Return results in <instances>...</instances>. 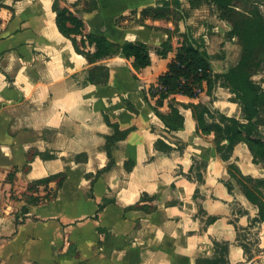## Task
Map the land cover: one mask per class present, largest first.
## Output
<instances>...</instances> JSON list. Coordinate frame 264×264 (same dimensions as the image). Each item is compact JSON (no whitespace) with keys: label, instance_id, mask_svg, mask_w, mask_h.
I'll return each mask as SVG.
<instances>
[{"label":"crops","instance_id":"crops-1","mask_svg":"<svg viewBox=\"0 0 264 264\" xmlns=\"http://www.w3.org/2000/svg\"><path fill=\"white\" fill-rule=\"evenodd\" d=\"M54 1L0 0V264H264V221L253 222L259 209L228 171L234 164L264 179V165L243 143L223 161L189 108L242 121L234 95L219 86L207 93L205 83L196 97L175 95L184 122L168 131L149 94L184 36L203 46L214 73L238 63L241 48L216 8L61 2L84 36L146 44L151 63L137 72L121 53L94 63L76 53L56 27ZM95 67L107 70L106 83L89 82Z\"/></svg>","mask_w":264,"mask_h":264},{"label":"trees","instance_id":"trees-1","mask_svg":"<svg viewBox=\"0 0 264 264\" xmlns=\"http://www.w3.org/2000/svg\"><path fill=\"white\" fill-rule=\"evenodd\" d=\"M62 1L55 0L52 4L56 27L62 36L71 41L75 52L82 55L88 63L121 53L127 59H133V68L137 72L150 65L149 48L146 44L126 42L119 46L104 37L93 34L84 36L82 21L69 9L62 7ZM171 3L180 5L178 0L162 1L164 7ZM189 3L192 8H197L203 3L216 8L218 18L229 27V38H235L241 48L240 59L234 67L222 73H214L203 46L184 36L175 58L168 64L167 72L158 78L157 86L149 89L150 96L157 98L153 110L168 131H178L183 127L184 118L180 113L179 103L173 97L178 94L197 96L193 87L181 84L182 79H192L195 87L205 83L207 93H211L216 86L226 88L234 95L233 100L241 109L242 121L217 110H210L202 104H192L189 108L196 121L197 132L202 135L214 134V145L223 161L230 159L235 145L243 143L249 148L253 162L264 165V135L261 130L264 128V90L253 81L255 75H262L264 80V0H189ZM240 5L247 9H241ZM95 7L96 1H93L88 10ZM78 36L81 37V46L77 40ZM86 43L94 45L93 53L82 49ZM170 50L168 39L156 52L165 57ZM89 74V82H107L108 73L103 67H95ZM159 86L163 90H158ZM167 98H171L170 112L163 114L158 108ZM111 139L108 138L109 141ZM157 146L168 152L171 150L160 140ZM228 171L242 186L245 197L259 209L258 217L253 222H263L264 198L260 188L264 189V179L242 176L234 164L228 166ZM52 178L56 177L38 181L37 184H46ZM227 187L230 190L229 184Z\"/></svg>","mask_w":264,"mask_h":264},{"label":"rangeland","instance_id":"rangeland-1","mask_svg":"<svg viewBox=\"0 0 264 264\" xmlns=\"http://www.w3.org/2000/svg\"><path fill=\"white\" fill-rule=\"evenodd\" d=\"M60 4H61V3H60ZM240 8L243 9V10H246V9H247L244 5H240ZM228 65H231V63L228 64ZM253 81H255V82H256L259 86H261V88L264 90V80H263V76H262V75H255V76L253 77ZM199 88H200L201 91H204L203 84H202ZM201 91H200V92H201ZM197 94H198V93H197ZM239 119H241V117H239ZM263 129H264V128H261L262 133H263ZM51 194H52V192H50V191H46L44 197H47L48 195H51Z\"/></svg>","mask_w":264,"mask_h":264},{"label":"built area","instance_id":"built-area-1","mask_svg":"<svg viewBox=\"0 0 264 264\" xmlns=\"http://www.w3.org/2000/svg\"><path fill=\"white\" fill-rule=\"evenodd\" d=\"M199 72H201V71H199ZM181 84H188V85H190L191 87L194 88V91L196 93H200V91H201L199 87H195L194 82H193L192 79H182L181 80ZM158 90H163V88L159 86L158 87Z\"/></svg>","mask_w":264,"mask_h":264}]
</instances>
